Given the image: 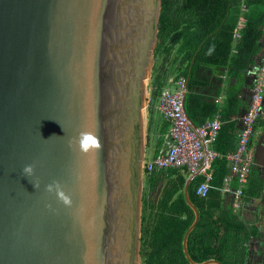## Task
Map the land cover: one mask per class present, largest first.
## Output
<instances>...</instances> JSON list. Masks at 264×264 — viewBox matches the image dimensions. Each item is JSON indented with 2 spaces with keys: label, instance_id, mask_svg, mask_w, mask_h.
Instances as JSON below:
<instances>
[{
  "label": "water",
  "instance_id": "1",
  "mask_svg": "<svg viewBox=\"0 0 264 264\" xmlns=\"http://www.w3.org/2000/svg\"><path fill=\"white\" fill-rule=\"evenodd\" d=\"M161 9L162 0H0V264H140ZM84 131L101 150L80 151ZM202 169L184 186L195 216L183 250L191 264H223L188 250L200 217L189 186ZM56 183L71 205L47 191Z\"/></svg>",
  "mask_w": 264,
  "mask_h": 264
},
{
  "label": "trees",
  "instance_id": "2",
  "mask_svg": "<svg viewBox=\"0 0 264 264\" xmlns=\"http://www.w3.org/2000/svg\"><path fill=\"white\" fill-rule=\"evenodd\" d=\"M238 3L245 8L236 13L234 6ZM241 18H244V25L239 44L235 46V30ZM263 34L264 0H162L155 58L160 54L166 58L175 53L173 62L181 67L175 78L184 76L187 79L185 108L197 125L217 113L223 122L211 145L219 154L211 162L212 187L206 196L197 194V186L205 179L202 174L189 186L190 198L200 217L188 237V250L198 262L215 258L223 264H248L250 241L260 237L256 224L246 220L233 206H225V198L230 194L222 193L220 188L230 173L226 154L237 148V131L240 129L237 116L247 109L249 103L248 100L245 105L239 91L224 90L223 82L238 77L255 62L262 49ZM216 66L226 68V76L212 80L206 71ZM153 85L150 110H154L155 102L166 86L159 79ZM223 91L225 99L220 102L217 97ZM260 122L264 126V119ZM169 126L170 122L163 117L155 143L156 152ZM147 176L152 189L164 178L168 181L157 203L156 220L151 231L152 247L146 253L145 264H191L183 250L184 234L195 216L184 194L188 174L179 168H168L149 172ZM237 186L234 179L232 187ZM263 188L264 179L253 165L244 197L258 196ZM151 206L153 204L143 198V212Z\"/></svg>",
  "mask_w": 264,
  "mask_h": 264
},
{
  "label": "built area",
  "instance_id": "3",
  "mask_svg": "<svg viewBox=\"0 0 264 264\" xmlns=\"http://www.w3.org/2000/svg\"><path fill=\"white\" fill-rule=\"evenodd\" d=\"M244 8L241 3L234 6L236 13ZM237 29L235 34L240 36ZM185 91L187 92V79L184 76L172 77L157 98V107L163 117L170 122V126L163 134V143L158 151L156 152L155 147L152 156L144 158L143 170L147 174L152 171L179 168L186 171L189 177L203 168L201 174L205 179L197 186L196 192L200 196H206L212 187L211 162L219 155L211 145L218 136L223 122L220 113H217L195 128L183 109L182 99ZM237 117L240 121L237 148L226 154L230 173L220 188L222 193L232 195L235 211H239L243 204L244 188L255 164L253 145L255 125L264 118V59L256 69L248 107ZM205 159L207 162L203 167ZM234 179L238 182L236 188L232 187Z\"/></svg>",
  "mask_w": 264,
  "mask_h": 264
},
{
  "label": "rangeland",
  "instance_id": "4",
  "mask_svg": "<svg viewBox=\"0 0 264 264\" xmlns=\"http://www.w3.org/2000/svg\"><path fill=\"white\" fill-rule=\"evenodd\" d=\"M241 24L239 23L236 27L238 31H240ZM240 36L235 34V46L239 44ZM238 43V44H237ZM175 53L172 52L171 55L164 58L163 54H160L155 58L150 72L149 78H147V86H146V102H145V117H144V144H145V152L144 158H150L152 156V151L155 147V143L157 137L159 135V128L161 124V120L163 119V115L158 109V99L156 100V106H154V110H150V99L153 95V82L156 79L161 80L165 85L168 84L169 80L172 77H175L176 74L179 73L180 65L173 62ZM248 65L247 67H249ZM226 69V68H225ZM206 73L210 76L212 80L219 78L224 75L223 67L219 68L218 66L212 67L207 70ZM223 77V76H222ZM221 77V78H222ZM230 84H223V89L229 88ZM263 120V118H262ZM258 122L255 125V132L253 134V145L256 146V161L264 163V129H259ZM259 129V130H258ZM262 140V145H261ZM261 145V147H260ZM168 178H164L160 181L157 186L152 189L148 183V176L146 173H143V198L147 199L149 203L153 204V206L148 207L144 212L142 208V222H141V251H140V264H145L146 253H149L151 250V231L154 226L156 220V212L158 210L157 203L159 199L163 195V191L167 184ZM144 215V220H143Z\"/></svg>",
  "mask_w": 264,
  "mask_h": 264
},
{
  "label": "crops",
  "instance_id": "5",
  "mask_svg": "<svg viewBox=\"0 0 264 264\" xmlns=\"http://www.w3.org/2000/svg\"><path fill=\"white\" fill-rule=\"evenodd\" d=\"M239 23L241 24V27H242L244 25V18H241ZM260 43L262 45V49L260 53L257 54L255 62L251 64L249 67H247L246 69H244L238 77L230 78L229 80H226L225 82H223V84L229 83L230 89L239 91L240 96L243 98V101H245V105L246 103H248V100L251 94V87L253 84L257 66L264 59V34H263V37ZM219 68H222V67H219ZM223 70L224 72H226L225 68H223ZM222 76L225 77L226 73H224V75ZM224 99H225V93L223 91L221 95L217 97V100L220 102H223ZM259 129H262V130L264 129L263 124L259 123ZM263 133L264 132H262V134ZM261 145H262V140H261ZM255 148L257 149V143H256V146H254V161H255L254 165L256 166L258 170L259 176L264 179V163L262 164V162L256 161V153H255L256 149ZM225 206L226 207L233 206V200L230 195H228L225 198ZM238 212H240L246 218V220H248L250 223L256 224L260 230V237L258 239H252L250 241L248 264H264V188L261 190L258 196H254L251 198L244 197L243 204Z\"/></svg>",
  "mask_w": 264,
  "mask_h": 264
},
{
  "label": "clouds",
  "instance_id": "6",
  "mask_svg": "<svg viewBox=\"0 0 264 264\" xmlns=\"http://www.w3.org/2000/svg\"><path fill=\"white\" fill-rule=\"evenodd\" d=\"M78 145L79 149L83 153H89L90 150H96L99 151L102 149L103 145L101 142V139L99 138L98 134H94L91 132H81L79 134L78 138ZM69 146H72V142H69ZM24 173L27 174L28 176H31L33 173V165L29 164L26 165L23 169ZM34 187H38L37 184H34ZM47 191L52 192L55 191L59 198L66 204V205H71L72 201L70 197H68L62 190L61 186L59 183H56L55 185L49 184L47 185Z\"/></svg>",
  "mask_w": 264,
  "mask_h": 264
}]
</instances>
